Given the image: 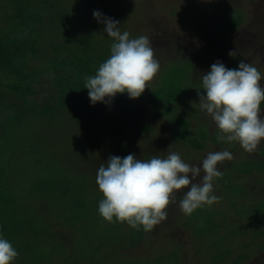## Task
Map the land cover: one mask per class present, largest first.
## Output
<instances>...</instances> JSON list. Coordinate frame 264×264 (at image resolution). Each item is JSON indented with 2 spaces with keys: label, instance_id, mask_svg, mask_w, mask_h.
<instances>
[{
  "label": "rangeland",
  "instance_id": "1",
  "mask_svg": "<svg viewBox=\"0 0 264 264\" xmlns=\"http://www.w3.org/2000/svg\"><path fill=\"white\" fill-rule=\"evenodd\" d=\"M100 2L103 3L100 11L105 10L103 15L119 21L121 32L127 31L130 39L141 35L148 37L159 69L149 82L150 89L146 87L138 98L130 99L127 93H117L108 103H90L88 90L83 88L88 76H85L83 81L74 82V87L88 101L89 106L86 114L80 113L83 122L75 125L74 133L78 136L76 140L82 147L89 149L91 146L92 151H103V148L110 147L114 149L112 155L120 157L123 156L115 154V150H119L116 149V142H125L127 151L131 153L129 146L140 147L139 150L132 149L133 152L137 151L134 154L139 159H142L141 153L147 149L150 156L154 154L162 158L169 152H177L185 162L197 166L210 151L228 150L233 159L218 162L217 166L223 171V176L214 180L213 191L220 199L205 209L207 212L203 214L204 221H195L191 226H184L186 218L182 215L185 214L176 206L168 211L166 218V226L170 230H157L153 240L146 237V241L129 248L134 241V229L125 222L109 223L102 219L98 222V236L103 245L98 252L90 250L95 249L96 242L91 243L70 236L69 242L75 243L71 247L66 245V252H63L68 261L59 258L61 253L53 252L52 264H139L140 259L141 264H161L159 261L162 257H158L159 255L166 257L163 264H178L179 261V264H264V224L254 229L250 227L264 223V156L255 155L263 160L251 156L249 158L248 152H245L238 142L218 139L222 133L216 128L211 117L200 109L197 96L202 73L207 72L210 65L216 61L222 62L226 68L234 69L243 59L261 72L260 83L264 85V0ZM94 5L97 7L96 3ZM229 13L231 15L225 23L230 29L238 27L230 33L231 36L228 33L221 35L219 23L224 20L223 16ZM93 24L94 27L92 25L89 29L96 35L95 39H91L94 45L90 50L102 52L98 56L99 59H94L91 63L98 69L109 57L113 39L103 32L102 23ZM208 29L209 34L206 35ZM26 36L27 32L21 37ZM179 38L187 45V50L177 49L175 52L170 41ZM247 44L252 48L248 52L243 49ZM256 46L260 51L256 50ZM230 50L234 51L233 56H229ZM57 78L73 81L76 74L68 69L57 68L32 79L24 87L31 91L27 99L35 105L36 111H43L57 104L62 90L55 85ZM80 83L83 85H78ZM199 91L203 94L202 89ZM261 107L264 112V102ZM67 110L69 113V108ZM9 116V111L0 115V137L8 126ZM70 120L73 121V118ZM81 125L82 128L78 130ZM59 138L72 145V138L67 136L66 132H60ZM108 158L102 152L94 153L92 161L87 158L88 164L79 173L80 180L86 181L87 186L94 187L91 181V178L95 177L93 162L98 165L106 164ZM77 162H80V157ZM225 164L227 167L224 169ZM31 165L23 159L14 164L20 173L18 180L26 177L27 169L31 170ZM56 170L64 172L60 166H56ZM65 175L66 185L71 186L76 178L73 170L69 168ZM83 191L88 195L85 208L91 214L89 223L92 216L101 218L93 208L98 206L100 200L97 199L98 193L91 194L92 189L85 188ZM64 196L63 193H56L54 199L60 203ZM172 206L173 204L170 205ZM253 209H257L255 216L252 214ZM211 211L219 215L214 221L205 224L206 214L212 217ZM243 212H246L244 216ZM64 213L66 211L61 210L55 221L60 225L57 230L67 234L69 228H61V223L66 217ZM54 224L53 229L56 225ZM108 224L119 229L107 234ZM234 224L247 232L216 237V234H225L228 229L231 234L235 233L237 227H234ZM249 228L251 230L248 232ZM258 232L263 234L256 236ZM77 241L81 244L77 245ZM176 250L179 252H175ZM244 253L247 258L240 260Z\"/></svg>",
  "mask_w": 264,
  "mask_h": 264
},
{
  "label": "trees",
  "instance_id": "2",
  "mask_svg": "<svg viewBox=\"0 0 264 264\" xmlns=\"http://www.w3.org/2000/svg\"><path fill=\"white\" fill-rule=\"evenodd\" d=\"M100 1L102 0H0V115L6 111L11 112V116L7 119L8 126L0 137V234L8 239L18 252L13 264H52L53 252L61 253L59 258L68 261L63 252H66V245L71 247L75 243L69 242L70 236L91 243L96 242L95 249H90L92 252H98L103 245V241L98 236V222L103 218L92 216L91 222L88 223L91 214L86 211L88 195L83 191L85 188L92 189L91 194L98 193L97 199L103 198L95 182L100 165L93 162L95 177H92L91 181L95 188L87 186L86 181L80 180L79 173L88 164L87 158L92 161L94 153L102 152L109 157L114 154V149L106 147L103 151H92L91 146L88 147L89 149L82 147L76 140L77 134L74 133L75 125L83 122L80 113L86 114L89 108L88 101L79 94L74 82L83 81L85 76L94 74L97 68L91 62L99 59L98 56L102 52L90 50L94 45L91 39H95L96 34L89 29L92 25L94 27L93 22H97L92 13L95 10L100 11V6L103 4ZM95 3L97 7H94ZM104 11L100 12L103 14ZM230 15V13L225 14L224 20L219 23L221 35L230 34L238 27L230 29L227 26L225 21ZM25 32L27 36L21 37ZM205 34H209V29ZM170 44L175 52L177 49L187 50V45L181 38L176 41L171 40ZM254 44L255 42L252 43ZM250 48L248 44L243 47L247 52ZM256 48L260 51L258 46ZM168 49L170 51V48ZM57 68L74 71L76 78L73 81L55 79V85L59 90L62 89L57 104L43 111H36L35 105L27 99L31 91L24 87L32 79L51 70L55 71ZM82 83L78 85H83ZM70 118H73V121ZM79 128H82V125L78 130ZM60 132H66L67 136L72 138V145L59 138ZM115 146L119 149L115 150L116 155L125 156L131 153L127 151L125 142H116ZM134 148L140 149L137 146H129L132 153L137 152H133ZM148 151V149L144 153L139 151L142 159H149L154 155L150 156ZM256 154L264 156V141L253 155L247 153L249 158L250 156L257 158ZM79 157L80 162H77ZM22 159L32 164V171L27 169L26 177L18 180L20 173L14 164ZM56 166L62 167L64 172H57ZM226 167L225 164L224 169ZM69 168L76 177L71 186L65 183L67 177L65 172ZM56 193L65 195L60 203L54 199ZM181 198L182 192L176 195L175 203L170 204L173 206H168V214V211L176 206L177 209L179 208ZM93 208L97 210L98 206L95 205ZM208 208L205 205L191 215H182L186 218L184 226H191L195 221H204L203 214ZM257 209H253V216L257 214ZM61 210L66 211L61 228H69L68 235L57 230L60 225L55 218ZM211 212L212 217L206 214L205 224L214 221L219 215L214 211ZM244 213L246 212L242 213L243 216ZM166 220L154 226L150 233H145L142 227L140 230L134 229V241L129 248L146 241V237L149 239L151 237L153 240L157 230H170L166 226ZM53 223L56 224L54 229ZM263 224L250 227L254 229ZM235 226L237 227L235 233L231 234L228 229L225 234H216V237L247 232L237 224H234ZM118 229L117 226H109L107 234ZM251 229L249 228L248 232ZM151 233L153 235L150 236ZM262 234L263 232H258L256 236ZM80 244L77 241V245ZM158 257H162L159 262L163 264L166 257L164 255ZM245 258L247 257L244 253L239 259ZM140 260H138L139 264L142 263Z\"/></svg>",
  "mask_w": 264,
  "mask_h": 264
},
{
  "label": "clouds",
  "instance_id": "3",
  "mask_svg": "<svg viewBox=\"0 0 264 264\" xmlns=\"http://www.w3.org/2000/svg\"><path fill=\"white\" fill-rule=\"evenodd\" d=\"M92 15L113 43L95 75L85 79L83 88L88 90L90 103H108L117 93L138 98L146 87L150 89L149 82L159 69L148 37L130 39L127 31L121 32L119 21L99 10ZM233 53L230 50L229 56ZM202 74L199 106L222 133L218 139L236 141L245 152H256L264 141L261 72L242 59L234 69L216 61ZM232 159L228 150L208 152L198 166L185 162L177 152L150 159H139L134 153L110 155L96 172L95 182L103 196L97 211L109 223L125 222L149 232L167 218L168 206L175 203L178 193L182 192L179 209L185 215L218 202L213 185L223 172L217 165ZM17 256L11 242L0 234V264H13Z\"/></svg>",
  "mask_w": 264,
  "mask_h": 264
}]
</instances>
